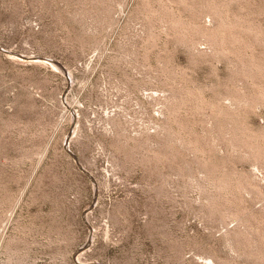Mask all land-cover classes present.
I'll return each instance as SVG.
<instances>
[{
    "label": "rangeland",
    "instance_id": "obj_1",
    "mask_svg": "<svg viewBox=\"0 0 264 264\" xmlns=\"http://www.w3.org/2000/svg\"><path fill=\"white\" fill-rule=\"evenodd\" d=\"M0 264H264V0H0Z\"/></svg>",
    "mask_w": 264,
    "mask_h": 264
}]
</instances>
